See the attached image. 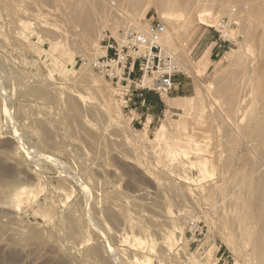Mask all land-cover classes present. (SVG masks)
Listing matches in <instances>:
<instances>
[{"label": "rangeland", "instance_id": "1", "mask_svg": "<svg viewBox=\"0 0 264 264\" xmlns=\"http://www.w3.org/2000/svg\"><path fill=\"white\" fill-rule=\"evenodd\" d=\"M77 1L0 0V264H264V0ZM129 12L186 70L146 122L91 66Z\"/></svg>", "mask_w": 264, "mask_h": 264}, {"label": "built area", "instance_id": "2", "mask_svg": "<svg viewBox=\"0 0 264 264\" xmlns=\"http://www.w3.org/2000/svg\"><path fill=\"white\" fill-rule=\"evenodd\" d=\"M219 25L224 31L228 30L223 19ZM166 31V24L158 20L143 26H125L117 36L106 32L100 41L104 53L94 58L91 66L96 73L117 86L130 89L135 84L161 97L168 96L175 89L176 77L185 74V71L178 54L163 45ZM136 72L139 73L137 81L134 79ZM188 232L191 243L200 242L204 234L197 222L190 223Z\"/></svg>", "mask_w": 264, "mask_h": 264}, {"label": "bare ground", "instance_id": "3", "mask_svg": "<svg viewBox=\"0 0 264 264\" xmlns=\"http://www.w3.org/2000/svg\"><path fill=\"white\" fill-rule=\"evenodd\" d=\"M93 2H94V0H92ZM109 3H111V0H107ZM190 0H140L139 2L137 1V5L140 7V8H145V9H150V8H152V7H155L156 9H157V11H158V13L160 14V17L161 18H165L166 17V13L167 12H169V10H165L164 8H163V4H165V3H172V4H174V5H176V6H181V7H186V8H189V7H191L192 5H191V3L189 2ZM194 1V0H193ZM93 2H89V0H79V1H77L74 5H73V7H72V9L74 10V11H78V9L80 8V10H84L83 11V15L84 16H81L80 18H79V21H82L81 19H83V20H85L86 21V26H87V28H86V30H84L80 35H81V40L85 43V45H87L92 39V36L90 35V31L92 30V28H93V24L89 21V19H90V17H91V11H90V7H89V4L90 3H93ZM200 2H202V1H200ZM199 2V3H200ZM113 3V2H112ZM120 3H121V1H120ZM119 3V4H120ZM196 4V3H195ZM113 5V4H112ZM194 6V5H193ZM191 7L192 9L195 7ZM111 7V6H110ZM196 7H197V5H196ZM195 7V8H196ZM137 9V8H136ZM139 10V9H138ZM141 10V9H140ZM207 11V10H206ZM205 10H204V12H206ZM126 12V11H125ZM137 12H139V11H137ZM202 12V15H199L200 16V19L201 20H204L203 19V10L201 11ZM200 12V13H201ZM124 14V13H123ZM128 14V13H127ZM129 16H127L126 15V17H128V22H131L132 24H130V25H138V18H137V16L133 13H131V12H129V14H128ZM84 17V18H83ZM169 18V17H168ZM162 20V19H161ZM125 21V20H124ZM163 21V20H162ZM166 22V21H165ZM164 22V23H165ZM126 25V24H125ZM128 25V24H127ZM122 26V25H121ZM120 26V27H121ZM124 26V25H123ZM141 26V25H140ZM143 26V25H142ZM117 27V26H116ZM172 33L171 32H169V33H165L164 34V36L166 37V41L167 42H169V43H173V39H172ZM163 39H164V37H163ZM165 41V42H166ZM172 50V49H171ZM172 51H174V50H172ZM176 52V51H175ZM95 54V52L93 53V55ZM92 55V54H91ZM96 56V55H95ZM191 67V66H190ZM187 68L189 71H191V73L194 75V76H198L197 75V72H195V70L193 69V68ZM186 71V70H185ZM92 77V76H91ZM145 82H147V81H145ZM3 97H5V96H3ZM236 99V98H235ZM234 99V100H235ZM240 99V98H239ZM243 99V98H242ZM5 100H6V98H5ZM191 98L190 97H176V98H171L168 102H169V104H170V106H172V107H180V108H183V109H187V108H189V107H191L192 105H191ZM4 101V100H3ZM7 101V100H6ZM193 101V100H192ZM242 100H240V102H241ZM237 103V102H236ZM8 105V104H7ZM69 105L71 106V108L72 109H75V110H79L80 109V102H78L77 100H74V99H72V100H70L69 101ZM238 105V104H237ZM6 106V105H5ZM8 107V106H7ZM7 109V108H6ZM162 126V125H161ZM164 127H166V126H164ZM164 127H162V128H158L157 130L159 131V133H160V131L161 132H163L164 131ZM261 129H263L264 130V118H263V120H262V122H261ZM166 131V130H165ZM160 135V134H159ZM185 153V152H184ZM140 196V195H139ZM143 199V198H142ZM17 209V208H16ZM108 212V211H107ZM125 236V235H124ZM139 238V237H138ZM259 239V238H258ZM260 240V239H259ZM258 240V241H259ZM262 242H263V239L261 240V245L259 244V246H258V250L261 252L262 251V249H263V245L264 244H262ZM257 246V245H256ZM93 248V247H92ZM256 248V247H255ZM257 250V249H256ZM94 250H92V252H93ZM98 251V250H97ZM91 252V251H90ZM92 252H91V254H92ZM95 253V252H94ZM98 253V252H97ZM109 263V262H108Z\"/></svg>", "mask_w": 264, "mask_h": 264}, {"label": "crops", "instance_id": "4", "mask_svg": "<svg viewBox=\"0 0 264 264\" xmlns=\"http://www.w3.org/2000/svg\"><path fill=\"white\" fill-rule=\"evenodd\" d=\"M176 85L175 89L172 91L174 94H179L180 88L182 86V82L178 80L176 77L175 79ZM129 90L126 89L125 95H129ZM134 93V101L131 102L132 108H131V113L132 117L134 118V114H136L135 118L136 121L139 120H145V122L149 119V117L153 118L155 117L158 113L163 112V110L166 108V102L163 96H159L155 92H150V90L142 89L141 90H133ZM154 93V94H153ZM128 100H132L128 96ZM162 104H160V101ZM135 106V107H134Z\"/></svg>", "mask_w": 264, "mask_h": 264}, {"label": "trees", "instance_id": "5", "mask_svg": "<svg viewBox=\"0 0 264 264\" xmlns=\"http://www.w3.org/2000/svg\"><path fill=\"white\" fill-rule=\"evenodd\" d=\"M159 101H160V100H159ZM160 104H162L161 101H160Z\"/></svg>", "mask_w": 264, "mask_h": 264}]
</instances>
